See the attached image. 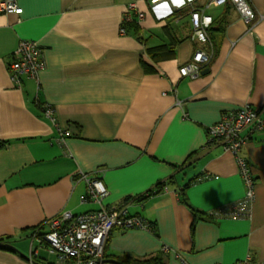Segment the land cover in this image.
<instances>
[{
  "label": "crops",
  "instance_id": "0c3cea01",
  "mask_svg": "<svg viewBox=\"0 0 264 264\" xmlns=\"http://www.w3.org/2000/svg\"><path fill=\"white\" fill-rule=\"evenodd\" d=\"M209 2L17 0L21 15L0 14V145L8 143L0 148V239L16 248L0 249V264H31L34 249L35 263L51 264L37 238L49 220L120 204L153 229L113 230L103 261L161 253L167 264L264 263V135L240 151L255 179L250 219L210 215L246 188L236 158L208 145V129L224 114L264 111V0H247L252 25L231 1ZM133 4L144 19L132 11L124 21ZM193 9L212 17L210 28H223L217 49L193 39ZM179 10L186 14L167 28ZM22 41L41 46L46 69L17 87L9 65ZM163 45H175V57L154 64L146 49ZM199 49L213 51L209 73L182 77ZM142 60L156 73L145 72ZM82 174L107 188L101 204L82 203ZM160 182L163 190L136 199Z\"/></svg>",
  "mask_w": 264,
  "mask_h": 264
},
{
  "label": "built area",
  "instance_id": "2783aa9c",
  "mask_svg": "<svg viewBox=\"0 0 264 264\" xmlns=\"http://www.w3.org/2000/svg\"><path fill=\"white\" fill-rule=\"evenodd\" d=\"M163 0H150L157 4ZM231 1L239 10L242 18L248 25L256 20V14L247 0H210L209 5H224ZM193 8V6H191ZM132 11L136 12L138 20L144 19V14L137 11L136 5L129 8V16L124 21L132 18ZM23 9L17 0H0V14L21 15ZM212 17L205 14L204 10L193 9L191 23L193 39L205 45L210 43L208 30L212 24ZM122 32H125L122 29ZM41 46L34 41H22L14 52V59L9 65L11 81L15 86L21 87L22 79L38 80L40 73L46 69ZM213 51L199 49L192 61L182 68L180 74L184 78H198L202 71L212 61ZM45 115L56 122L55 112L51 107L45 109ZM256 134L264 135V111L256 110L251 106H243L233 113L224 114L221 120L208 129V145L222 146L237 160L241 179L246 188L242 199L231 206L216 210L210 215L221 219H250L255 203V179L250 163L240 157V151L250 138ZM87 183V193L82 198V203H99L108 196V190L99 179L86 174L81 175ZM47 229L37 236L40 247L55 257L54 264H101L104 259L105 242L115 229L123 231L139 229L152 232L153 226L146 219L128 213L127 204H120L114 208H101L84 214H73L65 211L47 222ZM31 264H37L38 250L30 254ZM241 264L253 263L248 257ZM264 264V263H261Z\"/></svg>",
  "mask_w": 264,
  "mask_h": 264
},
{
  "label": "trees",
  "instance_id": "16d2710c",
  "mask_svg": "<svg viewBox=\"0 0 264 264\" xmlns=\"http://www.w3.org/2000/svg\"><path fill=\"white\" fill-rule=\"evenodd\" d=\"M180 12H183L184 14H186V12H184L182 10L174 12L168 20V24L166 26L167 28H169L171 26V23L173 22V20H176L179 17ZM130 25H131L130 27H133L137 31L138 28H137L136 24L130 23ZM221 29H223L221 27V25H218V26H215L214 29L209 28V30H208L209 39H210V42H212L214 49L219 44V42L217 44V39L215 37L216 32L217 31L221 32L222 31ZM146 54L148 57H150V59L154 62V64L158 63L159 61L170 60V59L175 57V45H168V46L163 45L160 47L149 48V49H146ZM141 62H142V66L144 67L145 72H147L148 74L156 73V70L152 66L146 64V62H144L143 60ZM7 144H8L7 142L2 143L0 145V148L6 146ZM185 164L182 166H175V167L178 169H182L185 166ZM163 188H164V182H162V183L160 182L156 185L155 189L150 190L148 193H146V194H144V195H142L136 199L138 201L145 200L148 197L154 195L155 193H158V191L163 190ZM0 243L10 244L8 239H0ZM0 249H5V250H10V251L16 252L15 250H13L7 246H2V247H0ZM105 253L106 252H104V256L106 257ZM117 260L122 264H167L163 254H161V253L155 254V255H152L150 257L143 258V259H136V258H133L131 256L125 255L122 257H118Z\"/></svg>",
  "mask_w": 264,
  "mask_h": 264
},
{
  "label": "water",
  "instance_id": "95a60500",
  "mask_svg": "<svg viewBox=\"0 0 264 264\" xmlns=\"http://www.w3.org/2000/svg\"><path fill=\"white\" fill-rule=\"evenodd\" d=\"M209 71H210L209 69H205V70H203V71H202V75H206V74H208ZM2 246H7V247H9V248H11V249H13V250H16V248L13 247V246L10 245V244H3V243H0V247H2ZM28 259L30 260V257H28ZM102 263H103V264H122V263H120L119 261H116V260H104Z\"/></svg>",
  "mask_w": 264,
  "mask_h": 264
},
{
  "label": "rangeland",
  "instance_id": "374dc122",
  "mask_svg": "<svg viewBox=\"0 0 264 264\" xmlns=\"http://www.w3.org/2000/svg\"><path fill=\"white\" fill-rule=\"evenodd\" d=\"M42 250H43V249H42ZM45 256H46V257H45ZM45 256H43V258H47V259H49V262H50L51 264L54 263L55 258H54L53 256H49L48 253H47Z\"/></svg>",
  "mask_w": 264,
  "mask_h": 264
}]
</instances>
